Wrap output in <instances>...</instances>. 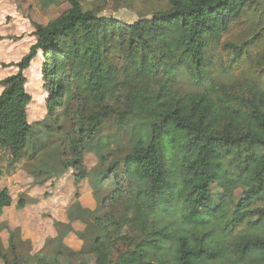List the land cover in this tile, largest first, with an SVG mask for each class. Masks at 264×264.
Here are the masks:
<instances>
[{"label":"trees","instance_id":"obj_1","mask_svg":"<svg viewBox=\"0 0 264 264\" xmlns=\"http://www.w3.org/2000/svg\"><path fill=\"white\" fill-rule=\"evenodd\" d=\"M66 2L33 24L18 62L2 64L16 71L0 79V150L21 161L33 126L56 130L55 176L71 170L80 185L103 129L131 137L121 161L99 158L95 184L114 187L85 230L96 236L67 249L69 261L57 250L35 264H264V0ZM121 9L137 20L102 16ZM37 61L45 116L32 125L26 73ZM11 205L0 189V216ZM14 240L3 264L22 262Z\"/></svg>","mask_w":264,"mask_h":264},{"label":"rangeland","instance_id":"obj_2","mask_svg":"<svg viewBox=\"0 0 264 264\" xmlns=\"http://www.w3.org/2000/svg\"><path fill=\"white\" fill-rule=\"evenodd\" d=\"M86 1L85 10H95L105 0ZM69 8L66 0H0V79L16 71L2 64L18 62L35 42L33 24L46 25ZM102 16L115 17L126 23L137 20L134 14L125 9L104 12ZM40 63L35 62L26 73V88L33 98L28 112L31 124L45 116ZM218 75L222 74L218 72ZM63 128L70 133L68 122L63 123ZM33 131L38 136L28 145L21 161L14 162L8 152L0 150V189L5 188L13 198L11 207L0 216V249L7 253L8 238L12 233L17 255L22 260L20 264H35L33 257L50 258L57 250H63L62 259L69 261L67 249L79 251L82 245L96 236V231L85 230L87 226L91 228L92 221L100 216L95 209L96 203L99 204L114 187L111 177L101 186L95 184L106 174V168L99 165V158L111 154L116 161H121L131 133L128 131L119 136L114 134V130L108 132L103 129L98 138L87 145L88 154L84 163L88 177L83 184L75 185L71 170L55 176L60 153L57 149L60 139L56 130L45 132L42 125L38 128L33 126ZM38 146L41 150L37 149ZM212 189L214 194L220 193L217 185ZM236 194H240V191ZM71 206L75 208L73 216L70 213L74 220L68 215ZM63 225L69 229H60ZM59 233L61 235L57 238ZM71 263L74 264L73 261ZM0 264H3L2 261Z\"/></svg>","mask_w":264,"mask_h":264},{"label":"crops","instance_id":"obj_3","mask_svg":"<svg viewBox=\"0 0 264 264\" xmlns=\"http://www.w3.org/2000/svg\"><path fill=\"white\" fill-rule=\"evenodd\" d=\"M30 69H31V68H30ZM30 69H29V70H30ZM39 75H40V73H39ZM44 100H45V98L42 97V101H43V102H44ZM32 102H33V98H32ZM32 102H31V104H32ZM31 104H30V105H31ZM30 105H29V107H30ZM29 107H28V112H29ZM12 203H13V198H12ZM10 207H11V206H10ZM10 207H9V208H10ZM9 208H7V209L4 211V213H6V211H7ZM4 213H3V214H4Z\"/></svg>","mask_w":264,"mask_h":264}]
</instances>
